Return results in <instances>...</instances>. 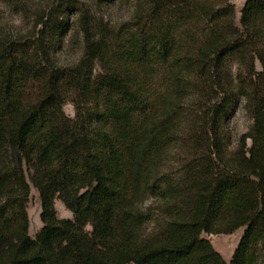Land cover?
<instances>
[{
  "label": "trees",
  "instance_id": "trees-1",
  "mask_svg": "<svg viewBox=\"0 0 264 264\" xmlns=\"http://www.w3.org/2000/svg\"><path fill=\"white\" fill-rule=\"evenodd\" d=\"M121 5L127 20L98 17ZM35 15L31 35L0 34V264H229L205 235L241 228L230 264H260L264 0L241 27L231 0H48ZM239 108L253 126L233 147Z\"/></svg>",
  "mask_w": 264,
  "mask_h": 264
},
{
  "label": "rangeland",
  "instance_id": "rangeland-1",
  "mask_svg": "<svg viewBox=\"0 0 264 264\" xmlns=\"http://www.w3.org/2000/svg\"><path fill=\"white\" fill-rule=\"evenodd\" d=\"M249 0H231L237 8V23L241 27V11ZM16 4L9 3L6 0H0V34L13 35V36H29L33 33V28L36 20V13L38 10L48 3V0H15ZM18 3V4H17ZM25 9V13L22 12ZM130 16L128 7L111 6L110 8H102L98 10V17L104 18L105 21L118 22L127 20ZM74 35V36H73ZM72 38V39H71ZM70 44H66L62 51L58 54L60 61L64 64L76 63L83 55L84 41L81 35L71 34L66 39ZM260 68V64L258 65ZM102 72L101 65L97 63L96 74ZM65 113L71 119H74L76 108L74 104H68L65 107ZM253 121L248 117L243 108H239L235 113L232 121L230 122L229 129L232 134V145L236 146L239 138L251 130ZM250 142V141H249ZM251 143V142H250ZM58 216L62 219L73 220V213L63 204L60 200L55 201ZM42 204L40 202L39 192L36 187L32 186V193L28 206V213L30 219V235L36 238V235L42 230L44 224L41 221ZM246 228H241L232 235L218 234V235H205L207 239L211 240L213 245L218 250L226 244L230 250H235L239 246L240 239L243 236ZM229 264L231 257L226 255L225 258ZM260 264H264V248L260 257Z\"/></svg>",
  "mask_w": 264,
  "mask_h": 264
},
{
  "label": "crops",
  "instance_id": "crops-1",
  "mask_svg": "<svg viewBox=\"0 0 264 264\" xmlns=\"http://www.w3.org/2000/svg\"><path fill=\"white\" fill-rule=\"evenodd\" d=\"M217 251H219L223 255L224 259L226 258V255H228L232 259V256L234 254V250H230V248H229V246L227 244L225 246H223L221 249L219 248Z\"/></svg>",
  "mask_w": 264,
  "mask_h": 264
}]
</instances>
